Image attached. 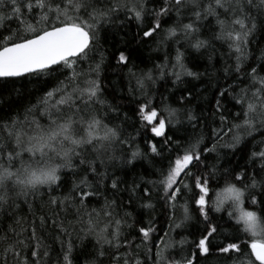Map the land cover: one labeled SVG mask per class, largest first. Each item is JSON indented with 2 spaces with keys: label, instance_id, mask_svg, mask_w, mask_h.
Here are the masks:
<instances>
[{
  "label": "snow or ice",
  "instance_id": "1",
  "mask_svg": "<svg viewBox=\"0 0 264 264\" xmlns=\"http://www.w3.org/2000/svg\"><path fill=\"white\" fill-rule=\"evenodd\" d=\"M173 14L175 20L162 33L164 18ZM148 16L153 19L145 26ZM125 20H134L143 37L161 36L160 43L168 46L184 43L197 52L215 51L212 41H217L234 60L224 70L225 76L235 73L233 83L220 88L215 100L213 119L219 114L220 124L209 134L211 147L203 134L183 146L175 140L180 146L175 157L148 182L151 188L142 189L148 199L141 198V208L155 207L154 191L164 201L168 231L157 229L151 216L146 222L133 221L132 212L117 200L118 193L129 190L121 189L123 182L109 175V165L121 158L128 164L137 158L153 163L123 136L116 123L119 109L104 98L101 84L106 56L100 53L95 61L102 29ZM213 20L215 26L210 27ZM258 25L264 28V0H0V79L55 81L22 113L0 120V264H76L75 249H82L86 239L93 242V254L85 264H105V257L108 264H194L195 257L198 264L200 256L207 258L213 250L223 255L226 264H264V199L258 201L254 191L259 188L264 193V177L257 179L264 173V50L259 69L251 64L245 68L251 56L250 38ZM206 27L211 36L201 38ZM183 57L177 49L172 67L179 70L168 73L175 77L174 84L182 75H201L188 70ZM116 59L125 66L129 61L124 51ZM157 67L165 75L167 63ZM132 78L135 87L130 86L129 92L144 97L138 103L137 114L146 122L141 127L151 126L152 135L163 137L172 152L173 137L166 128L185 120L193 127L201 123L183 107L190 99L182 94L181 107L165 106V116L148 93L155 83L152 70L139 76L132 73ZM221 98H231L235 111L226 108ZM253 141L247 155L253 175L247 169L226 168L220 176L223 186L212 189L211 181L217 180L220 170L213 165L211 174L201 173L204 154L219 156V148L243 151ZM148 148L153 156L162 155V148L151 139ZM129 151L130 156H125ZM139 187L133 183L129 204ZM248 199L259 208L248 210ZM190 204L206 222L203 231L197 239L174 241L169 232L192 219ZM209 209L224 210L234 221L233 235L224 237L227 243L215 244L220 232L209 219ZM159 231L164 235H155ZM177 244L181 251L190 244L198 252L179 259L166 255ZM54 245L60 248L55 261Z\"/></svg>",
  "mask_w": 264,
  "mask_h": 264
},
{
  "label": "trees",
  "instance_id": "2",
  "mask_svg": "<svg viewBox=\"0 0 264 264\" xmlns=\"http://www.w3.org/2000/svg\"><path fill=\"white\" fill-rule=\"evenodd\" d=\"M148 7L151 9L153 5L149 3ZM121 16L123 19V14ZM152 19L153 17L148 16L145 21V26ZM174 20L175 14L172 15L171 19L165 17L161 32L163 33L164 30L170 27ZM12 26L15 27V25ZM214 26L215 21L213 20L210 27ZM210 36L211 32L209 28L202 29L201 38ZM250 39L249 52L251 56L245 63V68H247L248 64H251L252 66H257L259 69V65L262 63L259 57L262 50H264V28L258 25L257 30ZM160 40L161 36H155L153 38L143 37L142 30L134 20H125L122 25L109 26L106 31L102 29L98 43V51L95 53V61H99L100 53L106 56V60L102 66L101 84L104 98L119 109V119L116 123L120 126L123 136L131 139L133 147H139L153 161L150 165L146 159L137 158L132 164H128L126 159L121 158L109 165V175L123 182L121 183V189L127 188L129 190H122L118 193L117 200L123 201L124 208L132 212L133 221L141 220L146 222L151 216L155 219L157 229L168 231L170 221L164 201L158 199L154 191L152 203L155 207L153 209L141 208V198L144 200L148 199V197H143L142 189L152 187L148 182L156 179V173L160 168L167 167L169 159L175 157L180 146L191 142L203 134L205 143L211 147L209 134L213 126H219L220 124L218 119L219 114H217L215 120L213 119L215 100L220 88L228 87L233 83L235 73L230 76H225V68L233 64L234 60L228 56L227 47L220 45L217 41H212L215 51L209 48L201 49L200 52H197L184 43L175 44L169 42L170 46H168L160 43ZM177 49H180L184 53L183 62L186 68L201 74L198 78L182 75L180 81L175 84L173 83L175 77L168 73L179 70L173 69L172 67L175 64ZM119 51H124L129 57L126 66L117 63L116 57ZM210 55L213 57L211 61L209 60ZM165 63H167V67L164 69L165 75L161 76V70L157 65H164ZM129 69H131V72ZM149 70H152L155 83L150 85L148 93L152 98V103L161 109L163 115H167L163 111L165 106L171 108L181 107L179 98L183 94L186 100L190 99V103H186L183 107L191 110L201 121L196 127H193L192 124H189L185 120L183 124L169 125L166 128V133L173 137V140L170 141L173 149L172 152H169L167 146L164 145L163 137H155L152 135L150 131L151 126H147L146 128L141 127V124H146V122H142L137 113L138 103L144 97H140L139 93L133 95L129 92L130 86L135 87V79L132 78V73L139 76ZM261 75H264V73H261ZM54 82V79H49L48 83H46L45 78L35 77L0 79V120H4L17 112L22 113L26 107L34 103ZM189 92L191 93L190 97L188 95ZM221 99L226 108L235 111L231 98ZM177 128L180 131H177ZM256 137L258 141L260 139L259 133L256 134ZM149 139L153 143H157L158 148H162L161 156L152 155L148 148ZM177 139L180 141V146L175 143ZM255 143L256 141L248 143L243 151L237 150L235 153L229 149L219 148V156L216 153L204 154L205 161L199 165L201 173L206 175L211 174L213 165L220 170L217 174L219 183H217V180H212V189L219 190V187L223 186L224 180L220 179V176L226 168H234L236 171H244L247 169L248 175H253V168L248 165L247 155L253 150ZM130 154L129 151L125 156H130ZM257 171L259 170L257 169ZM262 177H264V173L258 175L257 179H261ZM134 182L140 185V187L136 188V196L133 197L132 203L129 204L128 198ZM68 183L70 184L71 181L69 180ZM106 183L110 184L111 181H106ZM102 191L104 190L102 189ZM254 191L258 201L264 199V193L259 188ZM110 193L111 189L109 188L106 194L110 196ZM209 196H214V191L210 190ZM100 202L103 203V197H101ZM94 206L99 207L98 204ZM190 207L193 210L192 219L186 222L182 228L169 232L172 240L179 241L181 238L186 237L191 241L197 239L200 232L203 231L206 222L199 215L194 204H190ZM245 207L248 210H252L254 207L258 209L259 204L253 206L250 199H248ZM209 212L211 223L216 225L220 232L215 244L221 242L227 243L224 237H231L233 235V229L236 227L234 221L229 220L227 212L224 210L216 212L209 209ZM155 235L163 236L164 231H159ZM76 243L79 244L80 242L76 241ZM215 244L213 245V249L215 248ZM54 247L55 252L52 253L53 261L56 260L57 254L60 251L59 245H54ZM75 252L78 253L75 257L76 264H85V260L91 258L93 254V242L90 239H86L84 241V247L82 249H75ZM193 252H198V249H195L190 244H186L184 245V250L181 251L180 246L177 244L173 249L166 252V255H171L179 259L181 256H191ZM104 259L105 264H108V258L105 257ZM144 259H147V257H144ZM193 259L194 264H197V258L194 257ZM148 264H151V262L149 261ZM198 264H226V261L222 254L213 250L207 258L200 256L198 258ZM227 264H230V262H227Z\"/></svg>",
  "mask_w": 264,
  "mask_h": 264
},
{
  "label": "water",
  "instance_id": "3",
  "mask_svg": "<svg viewBox=\"0 0 264 264\" xmlns=\"http://www.w3.org/2000/svg\"><path fill=\"white\" fill-rule=\"evenodd\" d=\"M9 79H11V78H9Z\"/></svg>",
  "mask_w": 264,
  "mask_h": 264
}]
</instances>
